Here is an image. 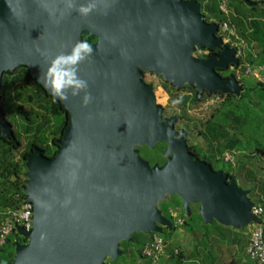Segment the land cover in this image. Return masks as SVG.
<instances>
[{
    "label": "water",
    "instance_id": "obj_1",
    "mask_svg": "<svg viewBox=\"0 0 264 264\" xmlns=\"http://www.w3.org/2000/svg\"><path fill=\"white\" fill-rule=\"evenodd\" d=\"M82 32L97 39L91 52L76 63L57 62L83 42ZM217 32L195 1L0 0V87L4 72L26 67L70 117L53 158L37 147L26 158L22 190L32 205V230L18 229L27 243H15L12 264L114 261L131 234L171 229L156 208L167 196L181 200L185 215L197 206L208 224L237 228L256 220L250 190L194 159L186 133L174 130L176 118H162L152 87L141 81L142 72L152 73L176 89L239 97L236 80L215 72L238 64L234 50L192 57L196 49L221 47ZM0 134L12 137L1 107ZM158 143L166 144L164 157L171 155L162 166L150 167L132 149Z\"/></svg>",
    "mask_w": 264,
    "mask_h": 264
},
{
    "label": "trees",
    "instance_id": "obj_2",
    "mask_svg": "<svg viewBox=\"0 0 264 264\" xmlns=\"http://www.w3.org/2000/svg\"><path fill=\"white\" fill-rule=\"evenodd\" d=\"M184 1H195L200 5V14L203 16L204 22L217 26L216 36L222 41L226 40L228 48H232L235 52H241L237 44H239L240 39L247 42V49L242 51L243 54H240L238 58L239 66L249 65L264 68V21L254 19L251 14L248 16L238 12H234V16L224 15L219 8L223 0ZM237 1L239 4H243L242 0ZM259 7H250V10L255 12L254 10H258ZM225 23L231 29H236V31L233 29L236 39L220 33V28ZM81 40L87 44L95 42V38L86 32L81 33ZM209 56L197 55V50L193 53V57L198 60H206ZM215 72L221 78L234 76V73L228 69L216 70ZM167 84L169 86L163 84L162 89L172 105V116L169 118H176L174 130L178 133L185 132L186 137L191 134L195 135L203 143H208L211 152L222 162L225 154H230L233 157L230 169L222 172L226 175L227 180L234 179L243 185L244 190H250L248 197L255 201L253 205L262 207V220L264 222V86L254 83L252 86L244 87L241 81L239 83L241 87L239 97L221 93L211 95L210 98L219 99L218 105L202 112V114L208 113L207 118L202 121L191 118L189 114V110H196L203 103V101L199 102L198 93L194 87L184 86V90H182V88L174 89L170 83ZM0 107L4 113V120L12 131L10 139H6L0 134L1 222L8 211L17 210L22 203L26 202V196L22 190V178L24 179L26 171L27 156L31 154L34 147H37L45 158H53L60 149L56 145V141L61 139L70 117L63 106L49 96L30 76L28 69L21 66L13 72L2 74ZM23 124L33 125L32 134L24 138L21 133H27L28 130ZM160 145L166 148V144L160 143ZM186 145L188 151L195 154V159L210 165L207 157L200 156L193 145ZM141 148L149 150L144 145L136 148L137 152ZM165 163L163 158L158 166ZM151 164L154 165L155 162L152 161ZM158 207L161 215L172 224L171 213L164 210V214H162L161 208ZM182 214L184 215V212ZM181 218L183 219L182 215ZM182 222L184 224V219ZM170 230H173V225ZM135 234L138 233L131 234L130 242H121L119 250L123 254L125 251L130 252L129 264H149L143 259L141 252L143 247L151 241L153 234H148L149 237L142 240L140 248L131 250L132 244L136 242V239L133 238ZM157 236L161 237L160 235ZM20 240L23 244L27 243L26 239L19 236L18 228L13 227L4 245L0 247V264L13 263L15 243L21 245ZM163 241L166 244V240L163 239ZM173 250V248L166 246V252L171 255V259L180 260L182 252L177 250V254L173 255ZM106 262L110 261L107 260ZM110 263L117 264L119 262Z\"/></svg>",
    "mask_w": 264,
    "mask_h": 264
},
{
    "label": "rangeland",
    "instance_id": "obj_3",
    "mask_svg": "<svg viewBox=\"0 0 264 264\" xmlns=\"http://www.w3.org/2000/svg\"><path fill=\"white\" fill-rule=\"evenodd\" d=\"M243 4H239V2L237 0H223V2L220 4V11L224 14V15H235L234 12H238L240 14H247L248 16L251 14V16H253L254 19H259L260 21H264V7H259L258 10H254L255 12H253V10H250V7H248L243 1ZM235 29V28H232ZM234 31V30H233ZM236 31V29H235ZM249 31V30H248ZM237 33V32H236ZM239 40V39H238ZM238 49H240V54H243L242 51L247 49V42L244 41V39H240L239 44H237ZM193 57V55H192ZM194 58V57H193ZM161 76H147L146 77V82L150 85H152L153 89H154V97H155V102L156 104L160 105L163 109V117L169 118L171 115V111H172V105L169 101V98L167 96V94L165 93V91H163L162 89V79H160ZM244 87L247 86H252L254 85L253 80L250 77L244 78L242 80ZM173 94V93H172ZM241 94V92H240ZM214 98V97H212ZM218 101H216V103H214L212 106L209 107V109H211L213 106H217L218 105ZM204 107L203 104L202 106H198V108L196 110H189V114L190 117L193 119H200L202 121H204V119L207 118V114H202V112H204ZM26 129L28 130L27 133L22 132L21 135L22 137H26V136H30L32 134V128L33 125L31 124H23ZM187 144L193 145V147H195L197 153L200 156H206L207 159L210 161V166L212 168V170H228L231 167V164L229 163H224L222 162L218 157H216L211 150L208 147V143H203L202 140H200L199 138H197L195 135H189L187 137ZM145 144H141L140 146H132L133 150H136V148L144 146ZM164 151L165 148H163L160 143L155 144L153 149H144L141 148L139 150V157L145 161L150 167H153L154 165H159V163H161L163 161V158L165 159V161H167L171 155L164 157ZM155 162L154 165L151 164V162ZM233 167V166H232ZM26 172V171H25ZM25 173H24V179L22 178V189L25 186ZM250 203L254 204L255 201L253 200V198H249ZM160 203V205H159ZM159 205V207H158ZM161 208V212L162 214H164V210H167L169 213L173 212V213H177L176 209L177 207L182 210V202L181 200L176 197V196H167L165 197L163 200L159 201L156 204V208ZM180 214L183 216L184 219V224L182 226H178L175 221V218H171V222L173 225V230L170 229H166V228H162V232L161 234H159L164 240H166V246L172 248L175 245L179 244V235L181 233H186L189 234L190 238H193L195 244H196V239H200L198 237V234L202 233V228H208L210 226L208 225H202L200 228L196 227V222L195 221H200L199 217L196 215V209L195 206L190 205L189 206V215H183L182 212H180ZM171 215V214H170ZM149 235H138L135 234L133 235V238L136 239V242H134L131 246V250H136L137 248L141 247V242L143 239L148 238ZM21 243V245H24L23 242L20 240L19 241ZM122 249V248H121ZM123 250V249H122ZM108 259H106L105 261H107ZM110 262H119L122 264H129L130 263V252L129 251H125V254H122V256L118 257L116 260L114 261H110ZM245 262L247 264H250L248 259L245 258Z\"/></svg>",
    "mask_w": 264,
    "mask_h": 264
},
{
    "label": "built area",
    "instance_id": "obj_4",
    "mask_svg": "<svg viewBox=\"0 0 264 264\" xmlns=\"http://www.w3.org/2000/svg\"><path fill=\"white\" fill-rule=\"evenodd\" d=\"M250 4L264 7V0H247ZM220 33L226 35L229 38H237L233 29L228 24H222ZM227 43L226 40H224ZM232 49V48H230ZM197 50V55L204 54L202 50ZM233 50V49H232ZM234 58L238 60L240 52L234 51ZM230 72L234 73L233 78L239 84L244 78L250 77L256 85L264 86V68L261 66L251 67L249 65L239 66L237 64L228 65L227 68ZM218 98H208L203 101L204 110H208ZM224 163H233V157L230 154L223 155ZM251 216L256 219L252 222L248 245L246 248V256L251 264H264V222L262 220L263 209L259 205H253L250 208ZM32 205L29 202H24L22 205L13 211H8L5 214V218L0 222V247L5 243L6 238L12 231V228L21 229L24 233H30L32 230ZM176 224L181 226L183 222L181 219L176 221ZM142 257L149 264H159L162 260L171 258V255L166 252V244L163 239L157 234L152 235V239L142 249ZM173 255L177 254V250H173ZM104 264H111L110 262H104ZM121 264V263H117Z\"/></svg>",
    "mask_w": 264,
    "mask_h": 264
},
{
    "label": "crops",
    "instance_id": "obj_5",
    "mask_svg": "<svg viewBox=\"0 0 264 264\" xmlns=\"http://www.w3.org/2000/svg\"><path fill=\"white\" fill-rule=\"evenodd\" d=\"M236 183L239 188L244 190L241 183L238 181ZM195 209L200 220L199 222L195 221L196 227L200 228L202 225L210 227L202 228V233L198 234L200 239H196V244L193 238L189 237V234L181 233L179 244L172 247L174 250L182 252L181 259L175 261L169 258L162 260L159 264H247L245 262V258H247L246 248L252 221L241 223L237 228L225 227L215 221L208 224L200 218L197 206ZM176 212H171L175 221L179 219L183 221L180 214V212L183 213V209L177 207ZM249 263L251 264L250 261Z\"/></svg>",
    "mask_w": 264,
    "mask_h": 264
},
{
    "label": "clouds",
    "instance_id": "obj_6",
    "mask_svg": "<svg viewBox=\"0 0 264 264\" xmlns=\"http://www.w3.org/2000/svg\"><path fill=\"white\" fill-rule=\"evenodd\" d=\"M88 10H89L88 8H81L80 9V11L82 13H87ZM82 52L83 53L91 52V47L87 43L81 42V43L76 45V47L74 48V50L70 56L58 58L57 62L64 61L66 63H76L78 60L83 59V56L81 55ZM65 83L68 85H71L73 83V80L71 79V77H68V80L65 81ZM75 85L77 88L83 86L82 82H79V81H76ZM56 87H57V90H59L60 85L58 84Z\"/></svg>",
    "mask_w": 264,
    "mask_h": 264
},
{
    "label": "flooded vegetation",
    "instance_id": "obj_7",
    "mask_svg": "<svg viewBox=\"0 0 264 264\" xmlns=\"http://www.w3.org/2000/svg\"><path fill=\"white\" fill-rule=\"evenodd\" d=\"M95 38V37H94ZM96 41H97V39L95 38V42H93L92 44H88V45H93V44H95L96 43ZM85 43V42H84ZM223 46H227V44L225 43V42H223V45L221 46V47H219V48H215V49H211V50H206V49H204V50H202L203 51V53H204V55H217V54H219L220 52H221V50H222V47ZM228 47V46H227ZM230 49V48H229ZM219 51V52H218ZM216 70H218V69H215V71ZM147 76H155L154 74H152V73H143L142 72V76H141V81L145 84V85H147V86H151L152 87V85H150V84H148L147 82H146V77ZM160 79H162V77H160ZM163 81V80H162ZM163 84H166V85H168L166 82H162ZM162 84V85H163ZM171 85V84H170ZM169 86V85H168ZM185 86H187V85H185ZM162 87V86H161ZM174 87V86H173ZM184 87V86H183ZM183 87H181L182 88V90H184L183 89ZM188 87H194V86H188ZM174 89H176L175 87H174ZM194 89L196 90V88L194 87ZM197 91V90H196ZM152 92L154 93V89H153V87H152ZM198 93V92H197ZM189 95H192V94H189ZM210 96L211 95H209V94H207L206 92H202L201 93V95H199V93H198V99H199V102H202V101H204V100H206V99H208V98H210ZM156 105H158V104H156ZM161 107V106H160ZM162 115H163V109H162ZM162 118H163V116H162ZM168 119V118H167ZM175 124H176V122H175ZM175 124H174V126H175ZM185 141H186V144H187V137L185 138ZM193 156L195 155V154H192ZM195 159V158H194ZM198 160V159H197ZM200 161V160H199Z\"/></svg>",
    "mask_w": 264,
    "mask_h": 264
}]
</instances>
